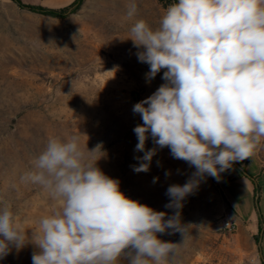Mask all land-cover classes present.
<instances>
[{
	"label": "rangeland",
	"instance_id": "rangeland-1",
	"mask_svg": "<svg viewBox=\"0 0 264 264\" xmlns=\"http://www.w3.org/2000/svg\"><path fill=\"white\" fill-rule=\"evenodd\" d=\"M62 8L73 0H20ZM137 15H126L129 3ZM172 0H83L65 18L28 11L12 0H0V207L10 206L29 235L39 229L41 218L60 210V203L39 185L22 183L32 160L47 141L78 138L106 175L120 181L128 197L167 213L176 212L184 225L180 232L158 233L162 241L179 243L167 264H262L264 236V137L260 138L245 172L255 176L258 198L231 178L239 164L216 178L205 175L182 201L166 207L170 185L186 183L195 168L174 159L170 150L154 145L149 135L146 149L157 147L149 171L135 172L143 152L135 151L134 127L142 124L133 106L165 83L163 71L150 81L149 66L139 62L130 38L136 20L157 27ZM87 146V147H86ZM168 173V175H166ZM154 178H157L155 182ZM215 179V180H214ZM259 208L260 221L250 214ZM258 212V211H257ZM235 228L228 231L225 220ZM263 234V232H262ZM29 243L0 258V264H32ZM120 264H127L121 260Z\"/></svg>",
	"mask_w": 264,
	"mask_h": 264
},
{
	"label": "clouds",
	"instance_id": "clouds-1",
	"mask_svg": "<svg viewBox=\"0 0 264 264\" xmlns=\"http://www.w3.org/2000/svg\"><path fill=\"white\" fill-rule=\"evenodd\" d=\"M137 11L129 3L126 15ZM129 39L142 49L146 78L164 70L165 81L133 106L142 120L133 129L135 151L144 153L133 170L149 171L157 147L195 168L186 183L167 189L166 207L179 209L200 179L219 180L264 137V0H178L155 28L136 20ZM149 135L157 147L146 149ZM97 148L85 152L76 137L47 141L20 180L45 188L60 210L29 235L10 206L0 207V258L31 243L39 250L32 264H167L179 243L157 234L172 229L184 239L180 213L165 220L167 213L128 197L90 162Z\"/></svg>",
	"mask_w": 264,
	"mask_h": 264
},
{
	"label": "crops",
	"instance_id": "crops-1",
	"mask_svg": "<svg viewBox=\"0 0 264 264\" xmlns=\"http://www.w3.org/2000/svg\"><path fill=\"white\" fill-rule=\"evenodd\" d=\"M250 159L251 158H248V159H245L244 161L237 162L239 164L234 168V170L231 171V178L233 179L234 182L242 185L247 191H250L251 194L254 195V197L256 196L258 198L259 195L255 194V191L258 190V192H259L260 190L257 187L256 182L254 180L255 176H249L245 172L246 164L249 162ZM215 182L217 183V185L220 188V182H221L220 178H219V180H215ZM257 209H258V212H257ZM255 216H257V218L259 216L261 217L258 207H256V215H255V212H252L250 214V217L252 219L255 218ZM262 232H263V234H262ZM259 234H260V236L262 235V237L264 236V219H263V223H262V229L260 230Z\"/></svg>",
	"mask_w": 264,
	"mask_h": 264
},
{
	"label": "trees",
	"instance_id": "trees-1",
	"mask_svg": "<svg viewBox=\"0 0 264 264\" xmlns=\"http://www.w3.org/2000/svg\"><path fill=\"white\" fill-rule=\"evenodd\" d=\"M15 2L19 7L27 9L30 12L53 17V18H60L63 19L66 17L67 14L75 12L83 0H73L69 5L62 7V8H50L45 7L38 4H26L22 3L20 0H12ZM174 3H178L177 0H172ZM260 216L258 217V221H260ZM258 232L260 233V226L257 227ZM262 264H264V260H262Z\"/></svg>",
	"mask_w": 264,
	"mask_h": 264
},
{
	"label": "built area",
	"instance_id": "built-area-1",
	"mask_svg": "<svg viewBox=\"0 0 264 264\" xmlns=\"http://www.w3.org/2000/svg\"><path fill=\"white\" fill-rule=\"evenodd\" d=\"M224 226L229 232L233 231L235 228L234 224L230 220H227V219L225 220Z\"/></svg>",
	"mask_w": 264,
	"mask_h": 264
},
{
	"label": "water",
	"instance_id": "water-1",
	"mask_svg": "<svg viewBox=\"0 0 264 264\" xmlns=\"http://www.w3.org/2000/svg\"><path fill=\"white\" fill-rule=\"evenodd\" d=\"M177 2H178V0H177ZM254 183V182H253ZM255 198H257L256 196H255ZM257 211H258V209H257Z\"/></svg>",
	"mask_w": 264,
	"mask_h": 264
}]
</instances>
